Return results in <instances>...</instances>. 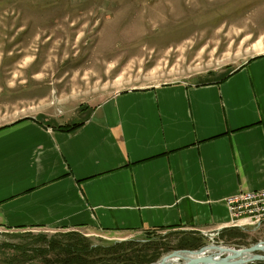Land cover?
<instances>
[{
	"label": "crops",
	"instance_id": "obj_1",
	"mask_svg": "<svg viewBox=\"0 0 264 264\" xmlns=\"http://www.w3.org/2000/svg\"><path fill=\"white\" fill-rule=\"evenodd\" d=\"M51 113L33 108L0 127L5 230L113 239L223 230L231 227L225 198L264 188V54L214 79L128 89L74 114Z\"/></svg>",
	"mask_w": 264,
	"mask_h": 264
},
{
	"label": "rangeland",
	"instance_id": "obj_2",
	"mask_svg": "<svg viewBox=\"0 0 264 264\" xmlns=\"http://www.w3.org/2000/svg\"><path fill=\"white\" fill-rule=\"evenodd\" d=\"M259 54L264 0H0V127L37 107L74 114L124 90L214 79ZM240 230L244 237L219 243L264 241V222ZM219 231L194 232L205 246ZM58 232L0 227V264H40L12 245L31 253L36 235ZM78 232L93 245L147 239L162 249L159 258L187 249L177 246L179 229L120 239Z\"/></svg>",
	"mask_w": 264,
	"mask_h": 264
},
{
	"label": "trees",
	"instance_id": "obj_3",
	"mask_svg": "<svg viewBox=\"0 0 264 264\" xmlns=\"http://www.w3.org/2000/svg\"><path fill=\"white\" fill-rule=\"evenodd\" d=\"M18 122V121H17ZM81 123L64 125L63 129L72 130ZM2 127H5L2 126ZM154 231H146L151 233ZM195 234V232H193ZM186 234L178 239L180 248H196L201 246V238ZM197 233V232H196ZM19 233H15L17 236ZM199 234V233H198ZM244 237L240 228L230 227L219 231L216 241L239 239ZM39 245L30 251L25 245H12L19 249L20 254L29 258H39L40 264H151L161 256L160 246L145 242L114 241L111 244L93 245L77 230H68L55 233L52 236L39 233L35 237ZM31 254V255H29Z\"/></svg>",
	"mask_w": 264,
	"mask_h": 264
},
{
	"label": "water",
	"instance_id": "obj_4",
	"mask_svg": "<svg viewBox=\"0 0 264 264\" xmlns=\"http://www.w3.org/2000/svg\"><path fill=\"white\" fill-rule=\"evenodd\" d=\"M209 248L213 249L210 253ZM151 264H264V241L239 248L209 245L174 250Z\"/></svg>",
	"mask_w": 264,
	"mask_h": 264
},
{
	"label": "built area",
	"instance_id": "obj_5",
	"mask_svg": "<svg viewBox=\"0 0 264 264\" xmlns=\"http://www.w3.org/2000/svg\"><path fill=\"white\" fill-rule=\"evenodd\" d=\"M225 204L231 227L242 230L245 227L258 228L264 222V188L251 191L240 190L227 196ZM200 233L203 236H211L206 230H201Z\"/></svg>",
	"mask_w": 264,
	"mask_h": 264
},
{
	"label": "flooded vegetation",
	"instance_id": "obj_6",
	"mask_svg": "<svg viewBox=\"0 0 264 264\" xmlns=\"http://www.w3.org/2000/svg\"><path fill=\"white\" fill-rule=\"evenodd\" d=\"M194 231H192V232H190V231H184L183 232V235H182V237L184 236V235H186V234H190V233H193ZM192 235H195V236H198L199 238H201V237H204L203 235L200 237V234H198V233H196L195 232V234L193 233ZM202 239V238H201ZM220 241H216V244H208V245H205V246H209V245H221V246H224V247H228V246H226V245H223V244H220L219 243ZM202 243V242H201ZM200 247H202V246H199V247H196V248H189V250H191V249H193V250H195V249H199ZM188 249V248H187Z\"/></svg>",
	"mask_w": 264,
	"mask_h": 264
},
{
	"label": "bare ground",
	"instance_id": "obj_7",
	"mask_svg": "<svg viewBox=\"0 0 264 264\" xmlns=\"http://www.w3.org/2000/svg\"><path fill=\"white\" fill-rule=\"evenodd\" d=\"M212 250H213V249L209 248L207 251H208V253H210ZM175 259H176V258H175Z\"/></svg>",
	"mask_w": 264,
	"mask_h": 264
}]
</instances>
